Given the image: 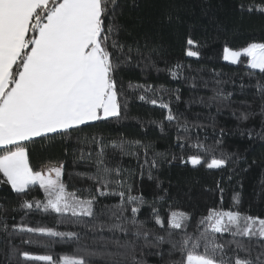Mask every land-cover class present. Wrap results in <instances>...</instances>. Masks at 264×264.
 I'll return each instance as SVG.
<instances>
[{
  "label": "trees",
  "instance_id": "1",
  "mask_svg": "<svg viewBox=\"0 0 264 264\" xmlns=\"http://www.w3.org/2000/svg\"><path fill=\"white\" fill-rule=\"evenodd\" d=\"M118 4L115 22L120 26L119 41L133 47L138 44L142 51L147 42L154 49L150 60L133 53L128 63L121 64L117 73L121 116L89 122L65 135L49 134L26 142L30 167L40 171L48 164L62 165V183L68 192L82 200L95 197L94 216L44 211L46 196L39 185L18 194L3 183L0 173V221L8 225L7 231L0 226V264H48L24 259L25 252L54 259L83 258L87 264H117L119 256L88 253L121 252L112 241L135 240L131 233L119 230H92L93 224L122 222L111 217L114 206L121 202L113 194L119 191L125 192V199L129 194L142 197L137 219L166 241L168 232L174 240L185 230L189 234L203 232L206 225L200 221L211 208L264 218V138L260 135L264 133V112L255 88L257 82L264 84V73L251 69L247 57L238 64L223 60L226 48L238 51L251 43H264V13L247 10L249 5H264V0H118ZM189 50L198 55L188 56ZM216 91L230 94V100H211ZM141 95L144 100L139 99ZM169 109L176 117L171 122L167 120ZM242 113L252 115L245 121L239 118ZM121 142L123 151L112 147ZM194 155L205 163L193 166L189 157ZM212 158L229 162L209 169L207 162ZM98 159L119 169V176L113 173L109 178L113 183L107 188L92 179ZM98 190L106 195H99ZM25 201L33 202L34 207H23ZM126 206L125 215L131 217V206ZM173 212L185 214L182 229L170 227ZM157 218L164 221L163 228L156 224ZM21 227L71 231L79 238L15 230ZM215 238L224 243L232 236L216 233ZM236 239L248 243L247 237ZM136 243L135 254L143 264H163L153 254L156 249L143 247L142 239ZM170 247L162 245L165 259ZM173 258L179 259V254Z\"/></svg>",
  "mask_w": 264,
  "mask_h": 264
},
{
  "label": "snow or ice",
  "instance_id": "2",
  "mask_svg": "<svg viewBox=\"0 0 264 264\" xmlns=\"http://www.w3.org/2000/svg\"><path fill=\"white\" fill-rule=\"evenodd\" d=\"M118 9V0H0V173L3 183L18 194H26L31 186L39 185L46 196V203L42 204L44 211L61 215L70 213L73 217L94 216L95 197L82 200L75 193L66 192L60 179V168L49 169V174L45 175L30 167L26 142L49 134L65 135L89 122L121 116L117 84L121 64L128 63L133 53L150 60L154 49L149 48L147 42L142 51L138 44L133 47L119 41L120 26L115 22ZM247 10L264 13V5H249ZM192 43L189 39L188 44ZM225 52L224 58L231 56L233 63H238L241 56L249 57L250 68L264 73V43H251L238 51L226 48ZM187 55L197 56L198 53L189 50ZM255 88L264 112V84L257 82ZM139 99L144 100L145 96L141 95ZM210 99L223 103L230 100V94L216 91ZM151 103L155 104L156 100ZM161 107L168 108V105ZM250 115L252 113H242L239 118L246 121ZM167 120H176L170 109ZM184 126H187L186 122ZM260 135L264 138V133ZM112 147L123 151L124 142ZM100 153L102 156L103 149ZM189 160L193 166L205 163L195 155ZM228 162V159L212 158L207 162V168L219 169ZM96 164L97 173L92 179L101 188L109 187L113 183L109 178L113 173L119 176V169L107 167L103 159H98ZM52 172H55V178ZM115 183L123 186L120 180ZM98 194L106 195L102 190H98ZM113 194L118 195L121 202L114 206L111 217L122 222L93 224L92 230H119L131 233L135 240H126L123 244L112 241L123 251L89 252L90 256L106 254L119 256L121 261L117 264H129V261L130 264H143L135 254L136 242L142 239L143 247L156 249L153 254L160 257L163 264H264V218L237 210L211 208L200 221L206 225L203 232L189 234L185 230L179 240L171 239L172 233L168 232L166 241L164 236L154 235L145 221L137 219L144 203L142 197L129 194L125 199L124 191ZM126 205L131 206V217L125 215L129 210ZM35 206L39 208L41 204ZM23 207L32 209L34 204L25 201ZM154 215L158 217L155 210ZM184 219L185 214L173 212L170 227L182 229ZM156 224L164 227V221L159 218ZM0 226L7 231L6 221H0ZM15 230L46 237L79 238L76 232L51 228L21 227ZM216 233H229L232 239L217 242ZM236 237H247L248 243ZM164 243L171 246L167 259L162 249ZM176 254L179 259L173 258ZM23 257L48 264H87L83 258L70 256L54 259L51 255L32 256L25 252Z\"/></svg>",
  "mask_w": 264,
  "mask_h": 264
},
{
  "label": "rangeland",
  "instance_id": "3",
  "mask_svg": "<svg viewBox=\"0 0 264 264\" xmlns=\"http://www.w3.org/2000/svg\"><path fill=\"white\" fill-rule=\"evenodd\" d=\"M227 49H229V48H227ZM234 51H236V50H234ZM225 55H227V53L225 52V50H224V53H223V60L225 61V62H227V63H231V64H238L240 61H241V59L243 58V57H246V56H241L240 58H239V62L238 63H233V61H232V57L231 56H229V58L228 59H225L224 57H225ZM248 58V66L250 67V58L249 57H247ZM254 70H258V69H254ZM191 163V162H190ZM55 168H60L61 169V182H62V175H63V167H62V165H60V164H48V165H45V166H43L42 168H41V172H43L45 175H48L49 174V169H55ZM52 174V176H53V178H55V172H52L51 173ZM66 190V189H65ZM66 192H68L67 190H66ZM175 213H177L178 215L179 214H183V213H181V212H175ZM186 218V217H185Z\"/></svg>",
  "mask_w": 264,
  "mask_h": 264
}]
</instances>
